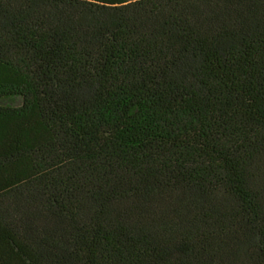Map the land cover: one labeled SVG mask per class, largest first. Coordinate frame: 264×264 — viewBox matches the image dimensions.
<instances>
[{
  "label": "trees",
  "instance_id": "obj_1",
  "mask_svg": "<svg viewBox=\"0 0 264 264\" xmlns=\"http://www.w3.org/2000/svg\"><path fill=\"white\" fill-rule=\"evenodd\" d=\"M0 264H264V0H0Z\"/></svg>",
  "mask_w": 264,
  "mask_h": 264
}]
</instances>
